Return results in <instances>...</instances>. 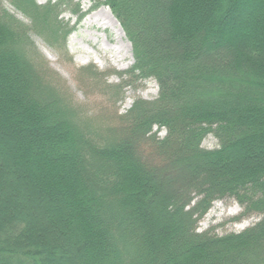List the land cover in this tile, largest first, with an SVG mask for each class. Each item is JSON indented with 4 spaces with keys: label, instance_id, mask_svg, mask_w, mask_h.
I'll list each match as a JSON object with an SVG mask.
<instances>
[{
    "label": "trees",
    "instance_id": "16d2710c",
    "mask_svg": "<svg viewBox=\"0 0 264 264\" xmlns=\"http://www.w3.org/2000/svg\"><path fill=\"white\" fill-rule=\"evenodd\" d=\"M94 1L157 97L89 117L30 37L65 50L71 0L0 10V264H264V0ZM223 199L260 220L198 232Z\"/></svg>",
    "mask_w": 264,
    "mask_h": 264
},
{
    "label": "rangeland",
    "instance_id": "374dc122",
    "mask_svg": "<svg viewBox=\"0 0 264 264\" xmlns=\"http://www.w3.org/2000/svg\"><path fill=\"white\" fill-rule=\"evenodd\" d=\"M58 1L35 0L41 6ZM75 5L79 6L82 15L80 18L70 10ZM2 9L29 26V21L13 8L11 0H0V10ZM62 9L65 12L60 19L71 29L65 50L51 48L35 35L30 37L49 70L64 85L73 104L81 106L89 117L106 123L111 118L124 115L137 99L152 101L157 97L158 88L153 80L131 82V79L124 76L133 64L131 47L108 7L98 6L94 0H71L70 6ZM107 11L117 24L110 21ZM88 67H93L99 75L104 76L100 84L103 88L110 89H94L82 72V69ZM115 88L121 90L120 95H114ZM153 130L156 131V128ZM157 136L162 139L165 130L159 131ZM202 147L212 150L217 147V142L208 136ZM242 215V208L233 200L215 201L198 223V232L212 231L217 236L237 234L260 220L259 216Z\"/></svg>",
    "mask_w": 264,
    "mask_h": 264
},
{
    "label": "bare ground",
    "instance_id": "6f19581e",
    "mask_svg": "<svg viewBox=\"0 0 264 264\" xmlns=\"http://www.w3.org/2000/svg\"><path fill=\"white\" fill-rule=\"evenodd\" d=\"M108 14V18L110 19V21L115 25L117 24L116 21L113 19V17L110 15V13L107 11ZM92 20V17L90 18V21ZM87 24H89V22H87ZM127 49L129 51V45L127 44ZM117 59V58H116Z\"/></svg>",
    "mask_w": 264,
    "mask_h": 264
}]
</instances>
